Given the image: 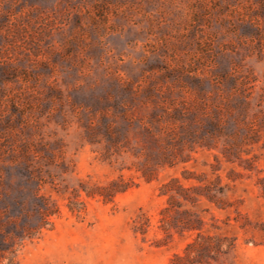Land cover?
<instances>
[{"label":"rangeland","instance_id":"obj_1","mask_svg":"<svg viewBox=\"0 0 264 264\" xmlns=\"http://www.w3.org/2000/svg\"><path fill=\"white\" fill-rule=\"evenodd\" d=\"M175 178L224 192L183 207L237 238L221 264H264V0H0V222L55 212L19 264H171Z\"/></svg>","mask_w":264,"mask_h":264},{"label":"trees","instance_id":"obj_2","mask_svg":"<svg viewBox=\"0 0 264 264\" xmlns=\"http://www.w3.org/2000/svg\"><path fill=\"white\" fill-rule=\"evenodd\" d=\"M166 159L164 155L159 158L160 162L155 169L164 168L165 166L170 167L171 162H168ZM139 171L142 178L146 181L151 180L152 174L149 172L150 170L139 169ZM182 178L185 181L191 179L187 174H182ZM195 179L198 182L202 181L198 178ZM129 188L130 186L120 179L111 182L106 187L95 186L88 188L82 185L79 189L85 193L86 197L93 198L99 196L108 200L115 194L123 193ZM210 191V188L207 186H191L186 188L176 178L171 179L160 187L159 196L166 197L167 207L160 211L158 222L160 224L159 228L165 236H169L170 229H174L177 233L183 231L195 232V237L191 242L186 244L182 254H175L172 257L171 264H221V260L235 249L237 241L235 236L203 234L202 230L205 222L201 217V212L183 208L186 204L194 208L201 199H205L207 203L212 204L217 209H225L227 205L221 198L224 192ZM37 207L40 220L34 228L19 227L17 223L10 220L6 224L0 222V264H19L17 261V251L22 241L33 238L48 225L49 217L54 215L55 212L51 210L44 199L40 200V204ZM172 212L178 216V219H169V215ZM211 219L213 220L214 218L211 217ZM235 221L237 223V220ZM210 227L213 230L219 229L214 223L210 224ZM239 227L243 229L245 225L240 224ZM136 231L143 232L139 227L135 228Z\"/></svg>","mask_w":264,"mask_h":264}]
</instances>
